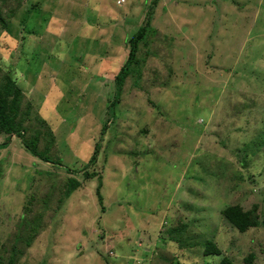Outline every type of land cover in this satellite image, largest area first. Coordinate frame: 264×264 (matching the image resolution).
<instances>
[{
    "label": "rangeland",
    "instance_id": "obj_1",
    "mask_svg": "<svg viewBox=\"0 0 264 264\" xmlns=\"http://www.w3.org/2000/svg\"><path fill=\"white\" fill-rule=\"evenodd\" d=\"M213 1L157 0L142 74L126 80L107 119L114 75L150 0H0L1 72L51 128L64 166L16 137L0 149V254L21 249L15 264H178L167 229L184 222L215 229L234 264L249 254L264 264V227L241 234L220 214L264 205V145L247 147L264 141V0ZM105 124L87 168L102 177L101 212L98 180H84L82 166ZM69 178L81 187L59 202ZM22 221L39 226L26 249L14 242L26 236ZM189 251L179 264L220 261Z\"/></svg>",
    "mask_w": 264,
    "mask_h": 264
},
{
    "label": "trees",
    "instance_id": "obj_2",
    "mask_svg": "<svg viewBox=\"0 0 264 264\" xmlns=\"http://www.w3.org/2000/svg\"><path fill=\"white\" fill-rule=\"evenodd\" d=\"M214 4L217 3L216 0L213 1ZM157 0H150L148 5V10L145 15V19L143 25L140 26L135 33L128 40V51L124 62L121 64L118 73L114 75L113 79V87L115 88L113 91V97L111 100L107 101L106 105V116L108 119V115L111 111L114 110L116 105L120 102V97L122 93V86L126 82V80L131 76L137 75L139 77L141 70L139 71V65L142 61L144 63L146 57L149 54L148 44H149V32L152 29L150 25L153 9L157 5ZM33 9H41V4H31ZM220 6V1L219 5ZM11 16L13 15V11H11ZM49 19L43 23L46 25L51 16H47ZM233 19L237 20L238 18L234 15L231 16ZM0 22L4 26L6 25L5 19L0 14ZM227 25V24H225ZM224 25V27H225ZM26 29V27H25ZM245 30L243 31V37L245 36ZM23 39V38H22ZM142 48L145 50L143 51ZM136 70L138 72H136ZM230 71V70H227ZM233 71V70H232ZM0 69V136H5V140L0 144V149H4L7 147L10 139L12 137L19 138L22 146L28 151L32 156L37 158L38 160L59 167H64L61 161V158L57 156L56 153V138L51 128L47 125L45 120L41 118L30 116L29 110H31L32 104L26 105L23 108L22 100L25 95L23 94L22 89L17 85V82L12 79L8 74L2 73ZM22 106V108H21ZM109 121L107 120L106 123ZM107 130V125L101 129V133L99 135V139L95 144L92 155L88 162L83 165L82 170H85L83 173L84 180L90 181L93 178H97L98 183L96 186V197L101 209L103 212V195L101 193L102 189V177L95 170H87L90 166H94L97 163V157L99 155V151L101 148V141L104 139V134ZM263 144L264 141L259 143V141H254L251 144H248V148H259V145ZM258 149H256L253 153H256ZM245 156L247 152L243 151ZM252 153V154H253ZM56 154V155H54ZM242 159V163L246 166V158ZM2 176V169L0 163V178ZM81 187V182L74 179L69 178L65 184L63 196L59 200L68 199L71 194L78 188ZM222 217V225L223 227H228L230 230L238 231L239 233H246L250 229L264 227V205L261 206L258 203H254L251 205L250 209L244 210L243 207L239 204L228 205L224 207L220 211ZM24 227L26 228V236L20 238L16 237L14 242L18 243L17 240H20V244L23 245V248H29L32 241L38 235V227L37 224L33 225V228L26 227V221H22ZM204 230L203 232H197L194 228L191 227L190 223L180 222V224L176 225L173 228L167 229V237L168 241L171 242L174 249L171 254V259L176 260L179 259L178 264L180 263V259L183 260L182 256L185 255V251L187 249L188 254H193V251L189 250L195 246H199L203 248V254L201 258V262H204L208 257L213 259L219 258L220 261L217 264H234V258L230 255H226L222 251L220 247H218V242H215V234L216 231ZM13 236V235H12ZM190 238H197V243H194ZM141 246V244H138ZM4 248V247H3ZM186 248V249H185ZM12 251V249H11ZM110 256H114L112 251ZM21 249H15L10 253V256H5L4 253L0 254V264H15L18 263V258L21 256ZM255 260V256L253 254L247 255L244 259V262L247 264H252ZM195 262V261H194ZM190 264V263H189ZM202 264V263H201ZM205 264H208V259ZM211 264H214L211 262Z\"/></svg>",
    "mask_w": 264,
    "mask_h": 264
}]
</instances>
